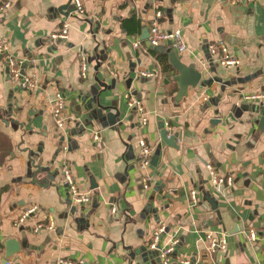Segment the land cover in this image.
<instances>
[{
	"label": "crops",
	"instance_id": "obj_1",
	"mask_svg": "<svg viewBox=\"0 0 264 264\" xmlns=\"http://www.w3.org/2000/svg\"><path fill=\"white\" fill-rule=\"evenodd\" d=\"M0 1L10 5L0 11L8 55L22 75L36 77V87L24 89L7 60L0 62V264L11 238L20 250L6 264H162L160 249L172 241L169 264H264V127L258 133L256 124L246 123L208 129L217 105L264 91V0H81L84 13L71 2L68 17L57 11L67 0ZM157 11L160 29L179 31L184 51L142 40ZM64 22L67 39L53 40ZM218 41L237 65H220L209 53ZM171 51L193 64L203 82L178 101ZM82 55L89 65L85 79ZM56 94L65 101L59 129L51 115ZM126 96L141 103L145 124ZM98 97L119 109V126L94 123L79 131ZM161 123L169 125L168 135L177 133L176 147L161 143ZM140 139L152 147L147 188L135 159L124 154L135 156ZM32 162L49 174L34 178ZM65 163L89 204L71 203L60 184ZM207 166L230 176L232 185L213 187ZM46 177L52 180L40 183ZM191 190L196 206L189 202ZM206 195L243 230L227 234ZM49 219L51 230L34 232ZM160 227L159 248L152 250L151 236ZM250 229L257 233L253 243L244 235ZM208 233L224 234L225 250L211 253Z\"/></svg>",
	"mask_w": 264,
	"mask_h": 264
},
{
	"label": "built area",
	"instance_id": "obj_2",
	"mask_svg": "<svg viewBox=\"0 0 264 264\" xmlns=\"http://www.w3.org/2000/svg\"><path fill=\"white\" fill-rule=\"evenodd\" d=\"M73 4L74 10L78 14H83V4L81 0H71ZM8 2H1L0 1V11L6 10L9 8ZM161 17V13L157 11L155 13L154 19H152L148 24V37L146 39L148 45L151 47H159L160 45H167L170 44L172 47H174L178 51H184L185 44L182 40V36L179 31H172L167 32L162 29H160V26L158 24V19ZM68 34V24L64 22L61 26V28L56 32L53 33L50 37L53 40H59L64 41L67 39ZM141 41L136 40L133 43L134 48H138L140 46ZM209 53L213 55L216 58V61L220 65H226V66H234L239 63L237 59H233L229 56L228 49L225 46V44L221 41H218L216 43H212L208 46ZM9 48L5 40H3L0 37V62L7 60L8 69L10 68V74L13 78H17L21 80V86L24 89H33L36 87V77L34 74H28L26 76L21 74V66L20 63H17L14 61V59L9 57ZM89 69V65L86 61L85 56H81L80 60V74L83 79L87 76V71ZM143 77H151L154 74L150 72L142 71L140 73ZM126 98L129 100L128 104L129 107L134 109L138 115L141 116V122L142 124L146 123V118L144 117L143 108L139 101H135L133 99H130L129 96H126ZM243 99H245L248 102H254V103H264V91H260L258 93H252L247 94L243 96ZM64 99L60 94H56L54 98V103L51 111L52 118L54 120V123L56 127L62 128L65 122V118L62 116V110L64 108ZM163 126L165 129H170L168 124H165ZM166 129V130H167ZM168 131V130H167ZM169 132V131H168ZM169 134V133H168ZM97 136H93V140H97ZM152 156V147L146 143L144 139H140L138 141V151L135 153L134 159L138 165L139 170L142 172V186L143 188L148 187L149 177L145 173V171L148 169L150 165V160ZM207 168L210 171L211 174V185L213 187H221L224 185L231 186L232 185V179L230 176H220L218 175L214 169L210 166H207ZM62 181L60 184L66 188V190L69 193L70 201L74 205H80L83 206L85 204H89L91 201L90 195L86 194L84 192H81L78 188L76 179L74 175L72 174L69 166L67 163L63 164L62 167ZM189 202L191 206H196L198 204V198H197V192L195 190H191L189 192ZM35 211V208L28 209L26 212H24L18 219L19 223L23 222L27 217ZM111 212H115V208L111 209ZM42 228H46L48 230H51L53 228V221L51 219L48 220V223L46 225L44 224H37L34 227V232L40 231ZM163 232L162 227L158 228L156 231L153 232L151 236L150 243L148 247L152 250H155L157 248V245L159 244V236ZM244 235L246 239L253 243L257 240V233L256 231L250 229L244 232ZM208 250L211 253H216L217 251H223L226 248V239L224 234L218 235L214 233H208L205 236ZM176 241L170 242L167 246L160 249V257L162 259V264H169L170 263V255L172 254L174 250ZM182 264H188L187 260H183L181 262ZM67 264H75V263H67Z\"/></svg>",
	"mask_w": 264,
	"mask_h": 264
},
{
	"label": "water",
	"instance_id": "obj_3",
	"mask_svg": "<svg viewBox=\"0 0 264 264\" xmlns=\"http://www.w3.org/2000/svg\"><path fill=\"white\" fill-rule=\"evenodd\" d=\"M71 6V0H67L66 4L60 6L57 11L63 15L64 17H68L70 13V7ZM148 37V29L145 28L143 31V37L142 40L147 39ZM156 48V47H155ZM168 57H169V62L175 68L178 72V74L174 77V80L178 84V93L176 95V100H180L183 97L187 96V90L188 88H195V87H201L202 83H199L201 74L198 70L195 69L193 64L190 65H184L181 63L175 52L171 51L168 52ZM99 83V81H97ZM95 87L99 89V85L96 84ZM233 96H229V98L232 101ZM101 97L97 98V101L95 102V105L93 107L90 105L92 109H89L87 113L84 114L85 120H84V125H81L79 128V131L84 130L85 125H89L92 127L94 123L98 124L99 126H102L103 124H106V127H110L111 130H114L112 128H115V124L119 123V118H120V111L114 106H103L101 104ZM95 107V109H93ZM115 112H113V111ZM105 112V113H104ZM226 112V113H224ZM215 117H212L209 119V130L214 129L217 125L224 123L226 126H231L234 123H238L239 125L241 124H250L252 127L254 124H256V133L262 130L264 127V105L263 103H254V102H248L245 99H240L238 102L230 103V102H225L223 106H218L214 110ZM245 116V119L243 115ZM259 116V118H257ZM119 126V124L117 125ZM160 132H159V137L160 141L162 144L168 146V147H176V142L175 139L177 137V133L173 135H168L167 130L164 128L163 123L159 125ZM262 132V131H261ZM73 133H76V131H72L69 133L70 135H73ZM65 137L62 136L60 137V142L59 145L63 144ZM125 159L126 160H131L134 158L133 153L130 151H126L125 153ZM157 159V155H154L152 157L153 163ZM32 168H34L35 172H33V177L36 178L38 173H44L45 176L49 174V169L48 171H44L43 167L36 165L34 162H32ZM46 181L40 180V183H46L48 184L49 181L52 179L46 177ZM92 184V182H91ZM96 187V186H93ZM92 187V188H93ZM205 199L207 202L210 204L211 208L216 212L217 217L219 220H221L224 224L226 233L231 235V234H236L239 231L243 230V227L241 225H238L231 221L230 217L226 213H221L219 207L217 206L216 202L211 199L208 195H206ZM5 246V260L4 263L6 264V260L10 258L13 254L18 253L20 250V244L18 241L15 239H7L4 242ZM157 248H159V244L157 245ZM156 248V249H157Z\"/></svg>",
	"mask_w": 264,
	"mask_h": 264
}]
</instances>
